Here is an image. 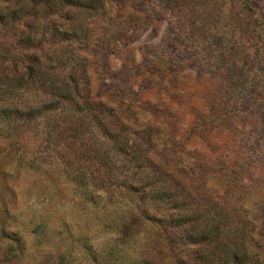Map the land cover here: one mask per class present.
Segmentation results:
<instances>
[{
  "label": "rangeland",
  "instance_id": "obj_1",
  "mask_svg": "<svg viewBox=\"0 0 264 264\" xmlns=\"http://www.w3.org/2000/svg\"><path fill=\"white\" fill-rule=\"evenodd\" d=\"M71 1L88 6L65 8L86 28L73 35L72 53L87 59L101 120L151 127L154 149L183 169L193 193L255 219L253 246L264 255V52L256 50L264 0ZM38 82L19 92L21 105L40 104ZM78 108L35 109L16 138L0 132V231L12 237L0 236V245L18 238L22 263L69 247L78 256L83 237L97 247L115 236L112 216L129 206L112 187L126 169L122 156ZM244 158L242 182L253 188L239 198L238 186L224 192L232 186L223 174Z\"/></svg>",
  "mask_w": 264,
  "mask_h": 264
},
{
  "label": "trees",
  "instance_id": "obj_2",
  "mask_svg": "<svg viewBox=\"0 0 264 264\" xmlns=\"http://www.w3.org/2000/svg\"><path fill=\"white\" fill-rule=\"evenodd\" d=\"M70 6L88 7L71 0H0V132L16 138L23 123L38 115L35 109L60 108L67 101L79 107L83 116L91 112L92 124L126 165L123 176L112 187L123 191L129 206L123 204V215L112 216L115 236L95 248L85 244L83 237L79 261L69 247L66 251L32 253L22 263L26 248L15 238L16 246L9 242L0 245V264H263L264 255L253 246L255 219L218 198L211 201L199 198V192L193 193L183 169L170 166L164 161L165 152L154 149L151 127L132 131L124 122L123 126H111L101 120L97 110L100 102L89 100L87 59L72 53L71 39L76 40L74 36L86 28L81 16L74 17L65 8ZM63 20L67 23L65 30L59 28L61 24L57 27ZM259 26L257 38L262 30ZM261 35L256 43L260 54L264 52V28ZM59 41L67 43L65 51ZM36 77L41 87L40 104L25 107L19 92H24ZM245 160L223 174L232 186L225 193L238 186L235 192L240 198L253 188L242 182V173H250L244 168ZM95 189L100 190V186L89 192ZM0 236L12 238L3 229Z\"/></svg>",
  "mask_w": 264,
  "mask_h": 264
}]
</instances>
